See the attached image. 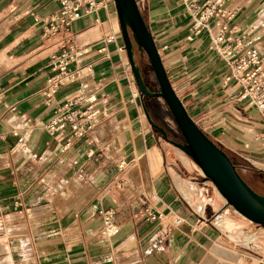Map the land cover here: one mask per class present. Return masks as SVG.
Returning <instances> with one entry per match:
<instances>
[{
    "label": "crops",
    "instance_id": "1",
    "mask_svg": "<svg viewBox=\"0 0 264 264\" xmlns=\"http://www.w3.org/2000/svg\"><path fill=\"white\" fill-rule=\"evenodd\" d=\"M263 3L226 1L239 10L229 22L233 41L223 44L213 20L212 33L195 32L183 0L138 3L190 116L237 168L246 164L254 173H264L262 116L233 79L226 81L231 71L222 50L240 35L263 37ZM60 9L59 0H0V250L10 264H264V251L252 250L264 231L251 234L235 218L209 215L214 199L206 188L171 165L176 154L203 174L150 121L115 0L69 30L46 34V20ZM70 44L76 77L50 99L43 90L57 73L51 56ZM80 92L96 93L93 129L75 138L69 126L49 131L60 104ZM159 98L160 123L152 121L165 126ZM125 179L128 188L120 190ZM108 211L118 227L112 235Z\"/></svg>",
    "mask_w": 264,
    "mask_h": 264
},
{
    "label": "built area",
    "instance_id": "2",
    "mask_svg": "<svg viewBox=\"0 0 264 264\" xmlns=\"http://www.w3.org/2000/svg\"><path fill=\"white\" fill-rule=\"evenodd\" d=\"M59 1L61 2L60 13L46 20V34H56L62 29L69 30L75 19L80 18L84 13H90L105 6L109 0ZM183 1L193 18V28L196 33L204 28L212 33L211 20H213L219 29L214 32L216 43L223 44L233 41L232 30L230 35L227 33L230 30L229 22L238 13V8L226 6L227 0ZM239 37L233 47L226 45L222 50V56L231 71L226 81L232 79L235 81L240 88V96L259 110L264 124V51L258 46L263 39L255 36L248 38L245 35ZM73 50V45L70 44L65 46L62 51L54 52L51 56L52 66L57 73L49 78L48 85L43 90L50 99L61 84L71 82L76 77V73L70 69V63L76 59L77 54V52L73 53ZM92 93L94 92H80L62 102L57 109L58 116L48 125V130L55 132L64 126H69L72 129L71 138L89 133L95 126L97 114V96L92 98ZM259 138H264V135ZM112 215V212L108 211L104 219L108 235L118 231L117 224L112 220ZM108 220L113 223L110 227L107 226ZM180 222L182 221L180 220ZM112 230L113 232H111Z\"/></svg>",
    "mask_w": 264,
    "mask_h": 264
},
{
    "label": "water",
    "instance_id": "3",
    "mask_svg": "<svg viewBox=\"0 0 264 264\" xmlns=\"http://www.w3.org/2000/svg\"><path fill=\"white\" fill-rule=\"evenodd\" d=\"M115 3L130 63L138 86L141 89V96L164 97L166 99L185 138V143L174 144L181 147L189 155L191 154L188 151V147L191 142L195 145V148L197 146L199 148L198 150L197 148L194 150L196 154L197 151H199V153L204 151V154H207L208 157L205 156L206 158H204V155L201 153L200 157L199 155L198 157L205 163L206 169L195 157L194 159L203 166L206 177L217 184V187L227 198V204H231L252 221L264 226V209L261 205H264V196L252 189L239 173L229 155L222 150L190 116L182 99L172 86L153 35L144 20L137 0H115ZM124 3L126 5H124ZM129 19L132 20L133 24ZM129 28H131L134 39L139 47L148 54L160 86V89L156 92H150L147 89L140 70L135 64L133 40ZM149 119L153 123V126L163 134L164 138H166L167 134L164 128L155 124L150 117Z\"/></svg>",
    "mask_w": 264,
    "mask_h": 264
},
{
    "label": "rangeland",
    "instance_id": "4",
    "mask_svg": "<svg viewBox=\"0 0 264 264\" xmlns=\"http://www.w3.org/2000/svg\"><path fill=\"white\" fill-rule=\"evenodd\" d=\"M259 12L261 13V16H262V22H264V3L259 9ZM259 17L260 15L258 14V19ZM129 30L132 34V40H133V45H134L133 56H134L135 64L140 70L141 76L144 80V83L146 84L147 89L150 92H156L159 90V87L157 85L158 81H157L154 69L152 67V64L150 62V59L148 57V54L145 50H142L137 44L136 40L134 39L131 28H129ZM258 31L262 32V35H263L262 38H264V24L259 27ZM258 46L264 51V40ZM157 99L158 97H149V98L147 97L146 103H147V106L150 112L151 119L153 121H156L157 123H160L158 116H157V113H158V107L156 104ZM159 101L161 105L163 106L164 115L167 119V124H164V125L170 130L174 131L176 134H180V136H178L179 139L181 140L182 143H185V139L181 138L182 137L181 135L183 134L180 130V127L178 126V123L175 120L173 114L171 113L168 105L166 104L163 98H159ZM172 145L180 148L185 154L188 155V153H186L181 147L177 146L174 143H172ZM172 149L174 151L173 147ZM188 156L190 157V155ZM230 157L233 161V157L231 155ZM171 160H172L171 165H174L184 177L196 182L198 185H203L206 188L208 195L214 199V202L210 205L207 211L209 215L219 214L220 217L223 219L224 218H235L239 221V223L237 221L238 225L239 226H242V224L245 225L247 230H249V233L251 234L256 231H264L263 230L264 228H262L264 227L263 225L255 223L252 220L249 221L248 219L240 215L238 212H236L233 209V207L227 209L228 205L226 204V200H223L217 195L215 188H214L215 184L213 182H210L212 181L210 178L206 177L204 174H201L195 168H187L183 166L180 158L176 154ZM239 167L242 169H239ZM239 167L237 169H239L238 171H240V174L242 175L244 180L252 187L254 191L264 196V173L262 172L254 173V170L250 168L249 166H247L246 164H243L242 166L240 165ZM126 181H127L126 179L122 181V186L119 188L120 190H124V189L126 190L128 188V184L127 183L125 184ZM203 220H205L207 223L212 224V219H203ZM232 244L233 243L230 242V246H232ZM236 247L238 250H241V251L243 250L249 251L250 249H252V248H247L244 245H237ZM252 250L263 252L264 251V241L259 240L258 247ZM0 255H1L0 257V260H1L6 256V251L0 250Z\"/></svg>",
    "mask_w": 264,
    "mask_h": 264
},
{
    "label": "bare ground",
    "instance_id": "5",
    "mask_svg": "<svg viewBox=\"0 0 264 264\" xmlns=\"http://www.w3.org/2000/svg\"><path fill=\"white\" fill-rule=\"evenodd\" d=\"M124 5H126L125 3H124ZM129 21L133 24V22H132V20H130L129 19ZM136 29V28H135ZM146 45V44H145ZM93 95H92V98H96V94L95 93H92ZM161 98H163L164 99V101L166 102V104L168 105V103H167V101H166V99L164 98V97H161ZM168 107H169V105H168ZM170 108V107H169ZM171 110V109H170ZM172 112V111H171ZM97 114H98V112H97ZM96 114V115H97ZM173 114V113H172ZM176 120V119H175ZM179 126V125H178ZM197 148V150L199 149L198 148V146L196 147ZM196 148H195V145L191 142L190 144H189V147H188V151H189V153L191 154L190 155V157L192 158V160L194 161L193 163H194V165L195 166H199L200 168H201V170H202V172H203V174L206 176V174H205V172H204V169H203V166L205 167V169L207 168L206 167V165H205V163H203V161L199 158L200 157V153L201 154H203L204 155V158H206V157H208V155L207 154H204V151H201L200 153H199V151H197V154L194 152V150H196ZM189 155V154H188ZM198 155H199V157H198ZM206 156V157H205ZM210 156V155H209ZM194 157L199 161V163H201L203 166H201L195 159H194ZM197 164V165H196ZM209 166V165H208ZM212 182L215 184V187L217 188V190L219 191V193L224 197V199L226 200V204H227V198L223 195V193L221 192V190L217 187V184L212 180ZM228 206H227V209L228 208H231V207H233V209L236 211V212H238L240 215H242L244 218H246V219H248L249 221H251V219L250 218H248L247 216H245L244 214H242L239 210H237L234 206H232L231 204H227ZM262 205V207H263V209H264V205L263 204H261ZM257 213V212H256ZM221 219H223V218H220L219 220H221ZM112 220H114L113 218H112ZM111 225H113V223H112V221L111 220H108V225L107 226H111ZM110 229V228H109ZM111 232H113V230L111 231ZM11 263V260H10V258L8 257V256H5L3 259H1L0 260V264H10Z\"/></svg>",
    "mask_w": 264,
    "mask_h": 264
},
{
    "label": "trees",
    "instance_id": "6",
    "mask_svg": "<svg viewBox=\"0 0 264 264\" xmlns=\"http://www.w3.org/2000/svg\"><path fill=\"white\" fill-rule=\"evenodd\" d=\"M130 34H131V32H130ZM131 36H132V34H131ZM133 49H134V45H133ZM160 127H162V128H164V130L166 131V134H167V137H166V139L167 140H169V141H171V142H173V143H182L181 142V140L179 139V137H178V135L174 132V131H172V130H170L169 128H167L166 126H160ZM181 130V129H180ZM182 132V131H181ZM182 137V139H185L184 138V136L183 135H181ZM210 137V136H209ZM211 138V137H210ZM212 139V138H211ZM213 140V139H212ZM222 150H224L226 153H227V151L225 150V148L224 147H222L221 145H219V143H217L215 140H213ZM228 154V153H227ZM229 155V154H228ZM229 157H230V155H229ZM231 158V157H230ZM239 173H240V171H239Z\"/></svg>",
    "mask_w": 264,
    "mask_h": 264
}]
</instances>
